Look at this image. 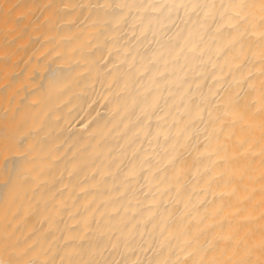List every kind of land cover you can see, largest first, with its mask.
<instances>
[{
	"label": "bare ground",
	"instance_id": "1",
	"mask_svg": "<svg viewBox=\"0 0 264 264\" xmlns=\"http://www.w3.org/2000/svg\"><path fill=\"white\" fill-rule=\"evenodd\" d=\"M0 264H264V0H0Z\"/></svg>",
	"mask_w": 264,
	"mask_h": 264
},
{
	"label": "snow or ice",
	"instance_id": "2",
	"mask_svg": "<svg viewBox=\"0 0 264 264\" xmlns=\"http://www.w3.org/2000/svg\"><path fill=\"white\" fill-rule=\"evenodd\" d=\"M196 6H198V4H194V5H193V7H196Z\"/></svg>",
	"mask_w": 264,
	"mask_h": 264
}]
</instances>
